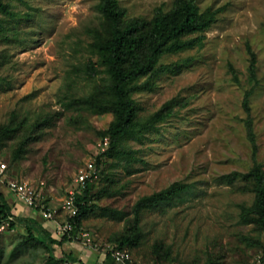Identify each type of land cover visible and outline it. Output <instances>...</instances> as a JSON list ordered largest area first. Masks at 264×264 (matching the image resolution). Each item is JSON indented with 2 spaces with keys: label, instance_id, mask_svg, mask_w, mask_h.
Wrapping results in <instances>:
<instances>
[{
  "label": "rangeland",
  "instance_id": "obj_1",
  "mask_svg": "<svg viewBox=\"0 0 264 264\" xmlns=\"http://www.w3.org/2000/svg\"><path fill=\"white\" fill-rule=\"evenodd\" d=\"M2 1L16 14L0 12V158L10 176L57 208L86 171L80 231L105 253L132 239L127 264H264L254 176L264 186V0H196L224 9L199 44L158 58L173 70L132 84L134 126L110 156L113 114L94 105L109 82L91 46L99 0ZM172 2L118 0L126 22L150 21ZM170 186L173 200L134 211ZM50 247L25 225L0 227V264L61 257Z\"/></svg>",
  "mask_w": 264,
  "mask_h": 264
},
{
  "label": "trees",
  "instance_id": "obj_2",
  "mask_svg": "<svg viewBox=\"0 0 264 264\" xmlns=\"http://www.w3.org/2000/svg\"><path fill=\"white\" fill-rule=\"evenodd\" d=\"M97 9L100 13V27L93 29L94 39L91 46L100 64L104 67V71L108 74L109 82L103 95L95 99L94 105L102 112L108 111L113 114V120L104 132L109 141V148L104 154L110 156L118 140L128 134L134 126L136 109L135 101L130 95L132 84L140 77L173 70L169 65L156 67L158 58L164 53L176 52L199 44L203 38V32L211 27L224 7H207L201 10L196 0H173L170 9L158 8L152 20L141 19L129 22L123 20V10L119 7L118 0H99ZM0 12L11 16L16 15L2 0H0ZM4 30L0 19V33ZM191 34H196V36L189 37ZM254 64L255 55L251 52L249 68L251 74L254 72ZM161 113L159 111L154 117L162 118ZM254 176L258 181L255 208L260 222L264 225V186L261 176L257 173ZM88 192L87 179L85 188L76 194L79 211L74 218L69 219L74 226L69 234L55 238L44 229L25 225L28 235L47 248L60 246L64 242L79 238L80 218L91 207L87 204ZM177 193L178 191L170 186L156 194L143 197L134 205V211L156 206L164 201L169 202ZM112 211L115 212V210ZM11 215V206L0 192V225L4 221H8L11 226L15 225ZM119 241L112 247L125 249L135 244L126 236H121ZM106 253L114 260L110 248ZM59 262L84 264L64 252L61 253V257L50 255L44 264H58Z\"/></svg>",
  "mask_w": 264,
  "mask_h": 264
},
{
  "label": "built area",
  "instance_id": "obj_3",
  "mask_svg": "<svg viewBox=\"0 0 264 264\" xmlns=\"http://www.w3.org/2000/svg\"><path fill=\"white\" fill-rule=\"evenodd\" d=\"M87 179L88 173L86 171L81 172L69 186L67 195L60 207H47L43 203L41 190L29 182L11 177L6 161L0 158V191L1 188H6L16 200L29 207L39 208L45 219L56 222L55 232L59 237L69 234L74 228L73 222L69 219L78 214L79 207L76 203V194L85 188ZM0 227L4 228V223ZM78 236L84 240L85 244L92 245L93 239L90 232L80 231ZM110 251L116 263L127 264V261L131 259V255L126 248L115 249L110 247Z\"/></svg>",
  "mask_w": 264,
  "mask_h": 264
},
{
  "label": "crops",
  "instance_id": "obj_4",
  "mask_svg": "<svg viewBox=\"0 0 264 264\" xmlns=\"http://www.w3.org/2000/svg\"><path fill=\"white\" fill-rule=\"evenodd\" d=\"M4 198L11 206V219L20 225H28L39 227L46 230L52 237L59 238L56 234V222L45 219L39 210L29 207L24 203L16 200L14 196L6 189L1 188L0 191ZM62 252L70 254L74 259L84 264H119L116 263L107 253L97 251L91 246L72 239L58 246Z\"/></svg>",
  "mask_w": 264,
  "mask_h": 264
}]
</instances>
